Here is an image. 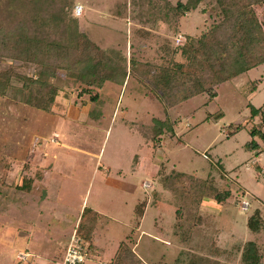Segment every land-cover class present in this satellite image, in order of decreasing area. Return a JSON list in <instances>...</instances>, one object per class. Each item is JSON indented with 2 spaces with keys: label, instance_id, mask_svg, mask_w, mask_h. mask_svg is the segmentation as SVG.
Returning a JSON list of instances; mask_svg holds the SVG:
<instances>
[{
  "label": "rangeland",
  "instance_id": "rangeland-1",
  "mask_svg": "<svg viewBox=\"0 0 264 264\" xmlns=\"http://www.w3.org/2000/svg\"><path fill=\"white\" fill-rule=\"evenodd\" d=\"M70 1L74 8L82 6L81 13H74L89 38L127 55L134 50L143 61L159 62L165 44L173 46L177 35L184 39L209 23L201 4L179 18L175 35L161 27L142 37L135 30L152 26L143 1ZM71 74L57 72L52 81L60 96L54 112L35 122L33 133L19 131L24 122L18 108L9 96L0 97V152L15 156L8 184L0 185V264H60L85 207L101 213L102 220L91 242L81 241L87 252L83 264L111 262L125 237L142 264H241L233 245L250 240L264 264V139L255 137L258 149L245 146L251 128L262 127L258 118L251 120L247 104L264 105V64L216 85L211 99L203 92L167 110L157 97L145 95L128 71L105 80L90 100L89 94L78 95L82 87ZM217 112L223 115L214 116ZM154 117L175 121L158 147L128 126L129 121L151 124ZM25 163L28 168L22 170ZM161 167L232 189L225 202L204 198L200 222L188 240L174 234L175 199L157 182ZM38 169L30 193L10 185L18 174L32 176ZM243 200L249 203L246 210L240 207ZM143 201L144 214L136 225L135 206ZM256 208L263 220L259 231L247 226ZM26 250L31 255L25 260Z\"/></svg>",
  "mask_w": 264,
  "mask_h": 264
},
{
  "label": "trees",
  "instance_id": "trees-1",
  "mask_svg": "<svg viewBox=\"0 0 264 264\" xmlns=\"http://www.w3.org/2000/svg\"><path fill=\"white\" fill-rule=\"evenodd\" d=\"M139 1L146 4L147 21L152 24L150 30L143 27L135 30L142 37L160 31L161 27L175 35L179 18L201 4L209 23L199 33L185 34L173 46L165 44L161 60L152 62L139 59L134 50L127 55L120 47H102L94 42L80 29L70 0H0V97L9 96L18 108L24 122L18 127L20 132L33 133L35 122L54 112L60 88L52 80L61 70L72 73L77 87H82L78 95L89 94L88 100L97 95V88L105 80L115 77L118 71L125 75L128 71L144 88L145 95L157 97L167 110L203 92L211 99L216 95V85L264 64V0ZM177 55L183 59H177ZM17 66L25 67V71H18ZM62 96L68 98L69 94L65 92ZM247 106L251 120L258 118L262 127L251 128L252 139L245 146L258 149L260 144L255 137L264 139V105ZM222 115L217 112L214 116ZM167 119L154 117L148 125L129 121L128 126L158 147L163 131L174 129L175 121ZM11 158L15 156L0 152V185L8 184ZM27 168L28 163L23 164L22 170ZM157 173V182L174 196L177 219L174 234L181 241L190 239L198 226V211L204 198L212 197L221 203L232 195L231 188H219L195 173L166 171L162 167ZM40 174L39 169L32 176L20 173L10 185L30 193ZM145 207L146 201L135 206L136 225ZM101 220V213L85 207L75 229L80 240L91 242ZM262 222L256 208L247 226L259 231ZM129 240L125 237L120 242L117 253L107 264H142ZM232 251H240L241 264H262L255 241L233 245ZM200 260L207 261L205 257ZM190 264L195 263L191 260Z\"/></svg>",
  "mask_w": 264,
  "mask_h": 264
},
{
  "label": "built area",
  "instance_id": "built-area-1",
  "mask_svg": "<svg viewBox=\"0 0 264 264\" xmlns=\"http://www.w3.org/2000/svg\"><path fill=\"white\" fill-rule=\"evenodd\" d=\"M82 9L83 8L81 5H76L74 8V12L79 14L82 12ZM182 38H183L182 35L180 34L177 35L176 43L181 42ZM240 207L246 210L249 207V203L246 200H243ZM25 256H27V254L21 257L25 259L26 258ZM86 257H87L86 250L83 244L81 243L80 238L77 236L76 231L74 230L71 235L70 242L65 249V252H64V255H63V258L60 264H83ZM98 264H107V263L99 262Z\"/></svg>",
  "mask_w": 264,
  "mask_h": 264
},
{
  "label": "crops",
  "instance_id": "crops-1",
  "mask_svg": "<svg viewBox=\"0 0 264 264\" xmlns=\"http://www.w3.org/2000/svg\"><path fill=\"white\" fill-rule=\"evenodd\" d=\"M27 194H28V193H27ZM82 205H83V204H82ZM78 220H79V217L77 218V223H78ZM77 223H76V225H77ZM24 252H25L26 254H28L29 256L31 255V254H30V251H27V250H26V251H24ZM86 254H87V253H86ZM25 260H26V259H25ZM101 262H102V261H101Z\"/></svg>",
  "mask_w": 264,
  "mask_h": 264
}]
</instances>
